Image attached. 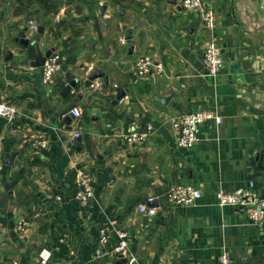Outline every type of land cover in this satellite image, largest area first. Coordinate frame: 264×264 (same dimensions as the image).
<instances>
[{"label": "crops", "instance_id": "1", "mask_svg": "<svg viewBox=\"0 0 264 264\" xmlns=\"http://www.w3.org/2000/svg\"><path fill=\"white\" fill-rule=\"evenodd\" d=\"M211 7L210 29L181 0H0V100L20 112L13 125L0 116V264H39L43 246L53 251L50 264H126L113 251L116 228L128 235L132 264H217L223 249L232 264H264V221L215 201L217 189L250 182L264 196V0ZM211 41L223 53L217 74L203 66ZM35 44L61 56L49 82L28 64ZM142 55L165 73L139 76ZM94 70L107 84L88 82ZM119 87L124 103L114 101ZM73 106L78 119L69 117ZM199 109L221 122L207 120L194 146L181 150L169 119ZM129 127L144 133L141 142L128 141ZM29 131L47 146H31ZM76 167L92 177L88 204L75 198ZM178 182L202 190L196 204L167 201ZM142 203L156 214L141 213Z\"/></svg>", "mask_w": 264, "mask_h": 264}, {"label": "built area", "instance_id": "2", "mask_svg": "<svg viewBox=\"0 0 264 264\" xmlns=\"http://www.w3.org/2000/svg\"><path fill=\"white\" fill-rule=\"evenodd\" d=\"M218 0H181L182 7L189 11H197L200 18L207 28H213L215 24V13L211 7L212 3ZM29 26L37 28L34 20H29ZM123 41V38L120 39ZM221 46L214 42H208L203 50V66L209 74H217L223 64ZM136 72L143 77L150 73L161 75L165 73L164 65L161 61L155 60L149 55L140 56L135 63ZM62 69L61 56L57 50H53L45 59L41 66V75L44 82H49L53 75ZM99 85V83H96ZM127 96L124 95L118 101L124 103ZM69 112L78 119L81 111L79 107L73 106ZM17 105L7 100H0V116L3 117L10 125L16 122L19 115ZM215 119L217 123L221 122V116L211 110H190L179 113L170 117L169 121L174 132L176 146L181 150H189L194 146L198 138V130L207 120ZM147 130H151L148 125ZM129 142H141L144 133L137 132L131 127L127 130ZM81 133L78 128L73 131V138L80 137ZM26 140L34 148H43L47 146V139L35 132L26 133ZM2 164V153L0 146V167ZM76 176L78 180V189L75 194L76 200L82 204H88L93 197V185L91 175L82 167H76ZM202 196V190L191 183H175L170 186L165 193L167 201L174 206L186 207L196 204ZM153 197L145 198L146 202H153ZM215 201L218 206H238L245 214L246 218L254 224H262L264 221V196L260 195L250 182L247 186H239L233 190L223 188L215 191ZM139 211L148 215L156 214V207L146 206L144 203L139 205ZM28 222L26 220L18 221V229H26ZM118 242L113 246V251L121 256H125L126 264H132L134 256L128 253V235L125 230L115 229ZM99 242L106 244L108 242L107 230L104 225L99 228ZM53 258V251L49 246H43L38 252L39 264H50ZM217 264H232V257L228 250L223 249L217 257Z\"/></svg>", "mask_w": 264, "mask_h": 264}, {"label": "water", "instance_id": "3", "mask_svg": "<svg viewBox=\"0 0 264 264\" xmlns=\"http://www.w3.org/2000/svg\"><path fill=\"white\" fill-rule=\"evenodd\" d=\"M101 8H105V5H103ZM35 47V57L33 60H30L28 61V64L31 65L32 67H41L43 64H44V61L45 59L50 55L51 53V50L48 49L46 50L45 52H41V50L38 49V45L35 44L34 45ZM96 77H101L102 78V81L104 84H107V76H105L104 72L102 70H94L89 78H88V82H92V80ZM70 86H67V89L69 88ZM125 95V92L124 90L119 87L117 89V93H116V97H115V102H117L121 97H123ZM72 116L71 113H69V117ZM79 142H80V138L77 137V138H74L73 141H72V144L74 146H79ZM122 261L126 262V258H123Z\"/></svg>", "mask_w": 264, "mask_h": 264}]
</instances>
